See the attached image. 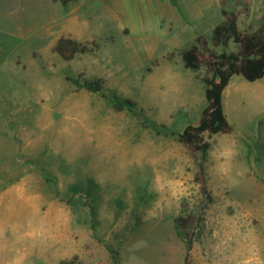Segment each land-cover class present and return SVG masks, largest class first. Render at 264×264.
Segmentation results:
<instances>
[{"label":"rangeland","instance_id":"rangeland-1","mask_svg":"<svg viewBox=\"0 0 264 264\" xmlns=\"http://www.w3.org/2000/svg\"><path fill=\"white\" fill-rule=\"evenodd\" d=\"M223 9L255 31L264 0H0V264H115L109 247L124 264L185 263L174 218L202 194L178 134L206 107L207 70L181 53ZM62 36L90 50L65 60ZM79 74L137 114L67 78ZM223 102L232 131L206 134L214 200L191 264H264V78L233 76Z\"/></svg>","mask_w":264,"mask_h":264},{"label":"trees","instance_id":"trees-1","mask_svg":"<svg viewBox=\"0 0 264 264\" xmlns=\"http://www.w3.org/2000/svg\"><path fill=\"white\" fill-rule=\"evenodd\" d=\"M71 1L76 0H60L64 5ZM223 15L224 20L214 27L210 40L200 35L195 43L181 53L187 68L198 71L204 66L207 70V74L203 77L206 85V107L197 124H186L178 134L179 141L184 143L200 160L197 181L201 185L202 194L195 211H183L174 218L177 235L186 245L184 264H191V251L195 238L204 224L206 209L214 200L204 174V162L211 148V142L206 138V134L213 136L232 131V125L224 109V91L235 75H241L251 82L264 78V15L259 28L255 31L240 29L237 12L223 9ZM231 42L236 45V50H228ZM95 45L98 46L97 42ZM221 46L223 50L219 52L216 48ZM54 50L63 59L71 60L78 53L89 51L90 47L76 39L62 36L58 39ZM67 78L78 88L110 99L116 110H128L134 115L137 114L136 101L118 94L115 89L106 84L103 78H88L84 74L67 76ZM71 190L76 194L89 192V188L83 189L79 185L71 186ZM109 250L115 264H124L117 249L109 247ZM77 258L75 255L72 259L61 260L58 264H77Z\"/></svg>","mask_w":264,"mask_h":264}]
</instances>
